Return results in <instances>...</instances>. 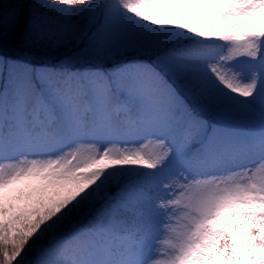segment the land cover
<instances>
[{"label":"snow or ice","instance_id":"6c2138e0","mask_svg":"<svg viewBox=\"0 0 264 264\" xmlns=\"http://www.w3.org/2000/svg\"><path fill=\"white\" fill-rule=\"evenodd\" d=\"M0 264H264V0H0Z\"/></svg>","mask_w":264,"mask_h":264},{"label":"rangeland","instance_id":"374dc122","mask_svg":"<svg viewBox=\"0 0 264 264\" xmlns=\"http://www.w3.org/2000/svg\"><path fill=\"white\" fill-rule=\"evenodd\" d=\"M134 143H135L136 145H139V144L145 143V141H135Z\"/></svg>","mask_w":264,"mask_h":264}]
</instances>
